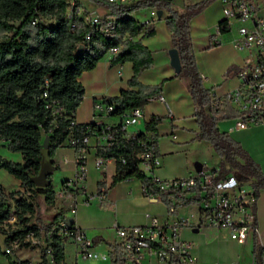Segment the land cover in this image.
Returning a JSON list of instances; mask_svg holds the SVG:
<instances>
[{
	"label": "trees",
	"instance_id": "1",
	"mask_svg": "<svg viewBox=\"0 0 264 264\" xmlns=\"http://www.w3.org/2000/svg\"><path fill=\"white\" fill-rule=\"evenodd\" d=\"M88 1L104 6L107 14L113 17L110 33L100 32L77 17L74 18V28L68 29L65 16L68 0H0V139L9 149L20 154L18 161L0 157V167L18 179L21 188L4 190L0 185V224L6 223L10 216L13 217L12 222L17 223L9 230L0 227L2 242L9 244L16 239L17 244L28 246V241H22L25 233L30 231L38 238L41 231L51 230L50 236L44 240L51 247L53 264H63V241L55 233L56 227H52L62 218V209L59 207L47 224L29 223L35 209L34 195L41 194L46 204L54 202L51 183L35 186L29 175L37 169L44 135L47 136V152L51 156L56 145L63 141L67 145L70 135H81L85 128L99 130L100 125L95 121L75 122L73 111L82 96L78 74L91 68L108 47L119 45L110 56L109 63L129 60L131 74L125 88L119 89L115 95L101 97L112 103V109L106 116H111L114 121L124 109L132 106L141 108L150 96L160 90L165 78L155 84H144L138 80L139 72L151 64L152 57L140 38L133 36L138 32L141 37L149 36L154 29L151 20L139 22L130 15L135 9L149 6L164 8L167 12L163 19L169 30L170 45L176 49L179 61L175 75L185 79L186 89L196 107L193 115L198 127L197 137L208 141L217 155V174L228 171L238 174L240 180L251 185L254 196L258 189H264V175L258 164L227 131L217 128L216 121L226 115H220L210 106L203 107L210 92L202 84L196 67L188 20L210 0L184 3L180 10L171 7L169 0H133L122 4L106 0ZM45 19L50 22L45 23ZM219 30L224 31L225 28L221 26ZM86 33L88 39L84 38ZM78 45L80 47L76 51ZM42 92H45L44 96ZM46 100H54L59 110L52 113L53 109L45 106ZM231 114L233 111L227 109V115ZM159 119L158 115H150L143 123V131L133 132L129 137L121 136L116 126H112L111 143L94 145L95 153L114 160L109 184L135 176L144 194H159L165 205L170 203L169 196L183 205L195 202V198L179 197L177 190L170 187H159L151 175L137 166L138 140L148 137L156 145L155 124ZM101 186L102 182L97 181L98 189ZM25 189L27 193H24ZM0 255L6 258L7 264L24 262L11 259L1 248ZM252 257L255 264H264L263 248L256 241L252 244ZM40 259L41 264H47L43 248L40 249ZM113 264H119L118 254Z\"/></svg>",
	"mask_w": 264,
	"mask_h": 264
},
{
	"label": "crops",
	"instance_id": "2",
	"mask_svg": "<svg viewBox=\"0 0 264 264\" xmlns=\"http://www.w3.org/2000/svg\"><path fill=\"white\" fill-rule=\"evenodd\" d=\"M192 1L195 0H179L175 4L173 0H169V3L174 9L180 10L184 3ZM254 1L257 15L264 18V0ZM144 9L148 15L143 20H139L136 14L142 11V15L146 16ZM155 10L154 7L148 6L130 12V15L139 22L151 20L154 29L153 34L149 36L141 37L139 32L133 36V38H140V41L150 50L152 57L151 64L139 72L138 80L144 84H155L165 78L157 93L162 96L171 115L169 117L165 115L164 103L152 95L141 107L140 116L134 123L128 125L126 130L128 133L143 131V123L149 119L150 115L160 116L155 124L159 163L151 171L145 173L158 179H167L182 176L184 172L192 173L195 170V162H198L200 166L205 165V162L200 160L198 151L200 148H208L211 151L213 149L208 141L197 137L198 127L193 115L196 107L186 89L185 79L176 76L169 65L167 49L171 45L169 30L163 20L167 12L161 8L160 15L156 16ZM220 10L219 0H210L188 20L191 49L202 84L209 88L210 93L216 95H221L236 86L238 81L235 70L248 58L246 50L235 49L232 45V30H217L216 24L221 16ZM111 55L112 53L106 51L91 68L82 70L78 74L77 80L82 86V96L73 111L75 122L113 121L111 116L94 115L91 107L94 99L115 95L119 89L127 86L126 81L131 74L130 61L124 60L120 63L110 64ZM220 109L223 112L222 115L226 116L217 120L216 126L219 130L227 131L232 136L233 131L240 130H227L233 115H227V109L234 113V107L226 102ZM0 142L5 144L2 139ZM85 149L84 166L86 174L79 187L75 189L76 202H74L73 212L69 211L71 204L69 201L59 200L55 209L51 208L52 211L55 212L60 207L63 220L84 227L86 234L92 240L98 241L99 246L101 243L104 244L114 238L113 229L110 227L111 217L120 225L146 222L147 218L144 216V212L155 216L158 220L167 218L165 204L160 199L145 195L139 180L135 176L126 177L109 184L114 172V160L111 157H102L100 165L97 167L94 165L95 156L98 155L95 153L92 137H89ZM73 156V148L66 145L64 141L53 148L51 158L54 168H57L58 183L72 175ZM177 157L180 159V163H183L181 170L172 165L173 159ZM63 158L66 160L63 161ZM97 181L102 182L99 189ZM18 182V179L15 178L13 189H21ZM101 189L108 201L91 199L84 202L82 200L80 191L92 192ZM4 190L7 189L4 188ZM39 195L43 198L41 194ZM190 204L194 208H190ZM190 204L180 205L176 214L183 215L190 222H194L197 219V207L194 203ZM253 211L258 233L248 234L242 242L228 238H216L213 230L208 227H198L197 230H194V227L191 229L181 228V236L190 240L191 243L193 241L196 243L195 246L192 244L191 247V252L195 256L194 264H208L209 261L203 258V254L208 251H213L217 256L219 255V264H237L240 260L244 261L242 258L244 253L249 252L251 258L243 264H255L252 257L253 241H256L264 251L263 188L257 191ZM185 232L186 235L183 234ZM64 241H67V244H64ZM64 241L62 243L63 264H77L78 260L84 261L75 255L72 243L68 239Z\"/></svg>",
	"mask_w": 264,
	"mask_h": 264
},
{
	"label": "built area",
	"instance_id": "3",
	"mask_svg": "<svg viewBox=\"0 0 264 264\" xmlns=\"http://www.w3.org/2000/svg\"><path fill=\"white\" fill-rule=\"evenodd\" d=\"M115 4H122L133 0H106ZM221 4V16L216 24L217 30L223 26L225 30H232V45L235 49H243L248 52V58L235 70L237 84L232 89L221 95L209 93L208 101L203 107L210 106L221 115L223 103H229L234 107L227 130L243 129L249 125L264 126V18L257 15L254 0H219ZM65 16L68 29L75 26L74 18L87 23L94 29L108 34L112 31L113 17L107 14V9L95 4L88 13L81 12L78 3L68 0ZM33 22V21H31ZM88 39V33L84 35ZM119 45L110 46L107 52L114 53ZM45 95V92H42ZM154 97L162 101L165 106V115H171L170 109L159 93ZM46 107H51L52 113L59 110L54 100L47 101ZM94 115H107L112 109V103L96 98L91 104ZM141 108L132 106L124 109L113 122L95 121L100 125L99 130L85 128L78 136L70 135L67 145L73 148V173L62 179L56 187H53V198L59 201H69V211L73 212L75 201V189L85 178L84 159L86 143L89 137L94 139V145L109 144L113 139L110 129L116 126L121 136L129 137L126 128L134 123L140 116ZM74 121H71V124ZM85 132V133H84ZM89 133V134H87ZM140 150L135 153L137 166L142 172H149L159 163L156 145L148 138L138 140ZM66 159L63 158V161ZM102 162V156H95L94 165L97 167ZM217 165L208 168L201 165L198 170L182 176L167 179L153 177L155 183L161 187H170L177 190L179 197L195 198L197 207V219L190 222L185 216L177 215L180 204L173 197H168L169 205H165L167 218L158 220L155 216L144 212L147 221L141 224L120 225L112 220L110 227L113 229L114 238L100 247L98 241L92 240L84 227L76 226L72 222L59 218L52 227H56L55 233L62 241L68 239L77 257L86 264H113L117 257L119 264H194L195 256L191 252L192 243L181 236V228L208 227L214 232L216 238H228L236 242H242L248 234L258 233L255 222L253 204L255 197L249 184L244 188L241 180L232 171L218 175ZM82 200L88 202L91 199L98 201L105 197L103 190L80 191ZM149 197L159 198V194H145ZM190 204V203H188ZM186 205V204H185ZM12 218V216H10ZM51 230L45 233L50 236ZM42 239L44 258L47 264H53V256L50 245ZM40 236L35 237L32 232L25 233L22 241H28V245L38 243ZM12 243H17L13 240ZM41 260V259H40ZM22 264H31L24 260ZM216 264V263H214Z\"/></svg>",
	"mask_w": 264,
	"mask_h": 264
},
{
	"label": "rangeland",
	"instance_id": "4",
	"mask_svg": "<svg viewBox=\"0 0 264 264\" xmlns=\"http://www.w3.org/2000/svg\"><path fill=\"white\" fill-rule=\"evenodd\" d=\"M184 1V0H183ZM197 1V0H195ZM73 2L78 3L81 12L88 13L92 10L93 6L95 4L91 3L88 0H73ZM174 4L179 2V0H173ZM194 2V1H192ZM144 12L146 13V16H143L142 11L138 12L136 15L138 16L139 20H143L147 17V11L144 9ZM164 20V19H163ZM45 23H49V19L44 20ZM165 23V22H164ZM166 25V24H165ZM232 136L235 140L239 142V144L247 151L249 156L258 164L262 174L264 175V126L261 125H249L248 127L240 130H236L232 132ZM200 160L205 162V165L208 168L214 167L217 165L218 157L213 152V150H209L208 148H200L198 151ZM0 157L10 159L13 161L20 160V154L18 151L9 149L5 144L0 142ZM172 165L177 168L178 170L183 169V163H180V159L174 158ZM54 171V172H53ZM53 171L49 174L50 177V183L51 185H57L59 179L56 178V171L57 168H54ZM188 173L184 172V175H187ZM14 180L15 177H13L11 174L6 172L4 169L0 167V185L3 186L7 190H11L14 188ZM241 184L244 188H248L249 183L246 180H241ZM24 193H27V190H23ZM33 202L35 205L34 212L29 220V223H37V224H47L51 221V216L54 213V211L51 210L55 209L58 200H55L51 204H46L43 198L39 194L34 195ZM190 208H194L192 204L189 206ZM5 222H2L0 224V227L3 230H9L10 228L16 227L17 223H13V217H8ZM112 221V217H111ZM110 221V222H111ZM8 223V224H7ZM186 235V232L183 233ZM43 237H45V233L41 231L40 239L38 243L32 244V245H20L15 243H9L5 244L2 242L3 233L0 232V248L6 251L9 254V257L13 259H21V260H27L31 264H41L40 261V249L43 245ZM186 237V236H185ZM64 244H67V241H64ZM193 246L196 245L195 241H193ZM103 243H101L100 247H103ZM204 260H208V264H219V255L217 256L213 251H208L203 254ZM242 260H240L237 264H243V262H246L251 258L249 252H245ZM85 261L78 260L77 264H86ZM0 264H7V260L5 257L0 255ZM93 264V263H92ZM207 264V263H204ZM232 264V263H230Z\"/></svg>",
	"mask_w": 264,
	"mask_h": 264
},
{
	"label": "water",
	"instance_id": "5",
	"mask_svg": "<svg viewBox=\"0 0 264 264\" xmlns=\"http://www.w3.org/2000/svg\"><path fill=\"white\" fill-rule=\"evenodd\" d=\"M156 16L160 15V9L155 10ZM80 45L77 46L76 51ZM168 54V62L169 65L172 67L173 71L176 73L179 69V61L176 49L174 47H169L167 49ZM200 168V164L198 162L194 163V169L198 170ZM54 169V165L52 163L51 156L48 155L47 152V136L44 135L41 141V149L39 152V159H38V166L34 173L29 175V180L35 185V186H46L50 179L48 175L52 172ZM238 176V174H236ZM194 230H197L196 227H194Z\"/></svg>",
	"mask_w": 264,
	"mask_h": 264
}]
</instances>
